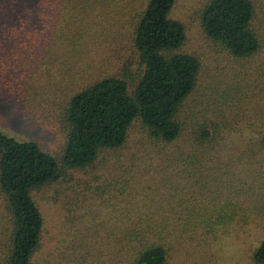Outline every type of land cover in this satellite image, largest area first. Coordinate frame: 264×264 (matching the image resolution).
<instances>
[{"label": "trees", "instance_id": "1", "mask_svg": "<svg viewBox=\"0 0 264 264\" xmlns=\"http://www.w3.org/2000/svg\"><path fill=\"white\" fill-rule=\"evenodd\" d=\"M176 2L15 3L13 21L8 24L12 52L8 50L0 60V95L12 103L13 110L28 109V103L37 104L45 84L59 80L60 88L52 86L51 93L61 98L57 119L64 141L59 152L53 153L0 126V193L6 202L3 219L8 227L0 264H47L38 256L44 217L35 193L72 172L104 166L112 153L119 156L116 151L124 147L135 120L154 143L150 155L157 170L173 168L179 178L190 182L179 185L177 179L162 176L158 184L164 190L153 189L142 204L135 203V210L130 204L126 215L113 216L116 228L110 230L122 237L112 235V243L106 245L113 248L111 262L118 264L117 256L125 246L126 264H167L171 236L215 239L246 218L236 196L244 189L230 184L227 191H219L221 176L214 169L221 165L224 131L229 129V135H235L230 132L235 118L232 112L244 105L251 89L264 87V59L256 61L264 52V0L203 3L197 15L201 33L225 57L228 72L222 77L216 73L217 80L207 84L209 94L197 93L195 101L200 103L194 104L189 98L200 86L203 54L184 49L186 26L172 16ZM124 15L129 20L121 26L118 21ZM108 23L113 34L120 33L121 44L127 40L118 49H128L125 58L118 56L123 62L118 57L112 61L105 54L95 56L109 50ZM130 55L136 59V67L125 62ZM244 136L251 153L264 151V125L254 133H240V138ZM135 157H130L132 166L139 164ZM212 167L214 173L209 172ZM234 175L224 176L234 181ZM190 184L187 198L177 201L176 195ZM112 190L113 199L128 193L124 183L113 189L100 188L99 195H112ZM106 203L112 210L114 202L107 198ZM250 264H264V237L254 246Z\"/></svg>", "mask_w": 264, "mask_h": 264}, {"label": "rangeland", "instance_id": "2", "mask_svg": "<svg viewBox=\"0 0 264 264\" xmlns=\"http://www.w3.org/2000/svg\"><path fill=\"white\" fill-rule=\"evenodd\" d=\"M17 1L0 0V60H4L2 57L8 50L12 52L9 47L11 42L8 38L10 35L8 24L13 21L12 8ZM205 1L177 0L172 11V16L186 26L187 40L184 49L203 54L200 86L189 98V103L194 100L193 104L200 103L195 101L198 97L197 93L199 96L209 94L207 84L217 80L216 73L222 77L228 72L225 57L216 52L201 33L197 15ZM128 20L129 18L124 15L118 24L124 26ZM118 24H114L115 31L120 32ZM110 26L111 23H108L105 28ZM108 29L110 36L106 42L109 50L104 49L95 56L105 54V57L111 56L112 61L120 54L125 58L128 49H118L125 47L127 40L121 44L120 33L113 34L111 27ZM262 58L264 59V52L256 57V61L261 62ZM125 62L135 67L137 64L132 55ZM253 72L254 78L255 71L251 73ZM52 86L60 88L61 84L59 80L45 84L44 90L39 92L41 96L37 97V104L34 102L31 106L28 103L26 105L28 109L19 111L13 110L12 103L0 95V126L8 133L33 139L45 150L57 153L64 141V134L57 119V107L61 98L58 94L51 93ZM29 93L31 95V90ZM248 93L250 96L246 97L244 105L232 112L235 118L232 119L230 132H235V135L230 136L229 129L224 131L226 140L222 143L224 146H221L223 153L219 159L221 165L220 168L214 169L221 176L219 191H227L230 184V187L239 186L244 189L236 196L239 197L237 204L243 203L242 213H245L246 218L239 224L233 225L230 233L219 234L215 239L187 235L171 236L167 241L169 244L167 264H250L254 246L264 237V151L251 153L247 146L249 141H246L245 136L240 138V133H254V130L257 131L264 125V87L251 89ZM142 129L140 122L135 120L129 128L124 147L116 151L119 156L115 158L112 153L104 166L97 165L87 172H72L70 177L68 175L43 192L35 193L34 196L44 217L42 247L38 256L46 259L47 264H82L83 259L85 264H114L111 262L110 252L113 248L108 249L106 245L108 242L112 243V235L121 237L122 235L117 232L114 234L110 230L116 228L113 216L126 215V208L128 205L130 207V204H134L133 210H135L137 208L135 203L142 204L153 189L164 190L165 187H160L158 184L162 176L177 179L179 185L190 182L179 178V173L173 168L166 171L157 170L154 159L151 158L154 156L150 155L154 143ZM132 155L136 156L135 158L138 159L136 163H139L133 164L134 167L130 164ZM149 156L150 164L147 161ZM128 167V172H125ZM204 168L202 167L201 170L203 171ZM211 170L213 172V167L209 172ZM230 173H235L233 177L237 180L229 181L224 176ZM215 177L216 175L208 180ZM124 183L127 184L128 193L125 192V195L118 199L111 198L116 195L113 190L112 195H99L100 188L112 186L113 189L116 185L122 186ZM86 185L90 186L89 189H86ZM253 185L255 191L251 190ZM190 186L191 184L176 195L177 201L187 198ZM257 193L260 196H255ZM244 196L248 198L245 200ZM107 198L114 202L113 211L108 209L107 203L105 204ZM5 212L6 202L0 193V257L3 254L1 248L8 231L6 220L3 219ZM121 247V252L117 256L118 264H126L127 251L125 246Z\"/></svg>", "mask_w": 264, "mask_h": 264}]
</instances>
